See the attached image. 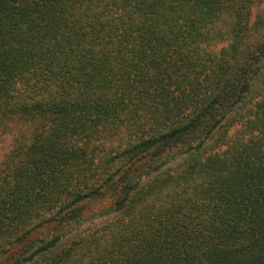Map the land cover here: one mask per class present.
Here are the masks:
<instances>
[{
    "label": "trees",
    "instance_id": "1",
    "mask_svg": "<svg viewBox=\"0 0 264 264\" xmlns=\"http://www.w3.org/2000/svg\"><path fill=\"white\" fill-rule=\"evenodd\" d=\"M0 264H264V0H0Z\"/></svg>",
    "mask_w": 264,
    "mask_h": 264
}]
</instances>
